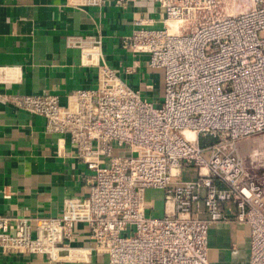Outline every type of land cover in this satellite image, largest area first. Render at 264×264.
<instances>
[{"label":"built area","instance_id":"1","mask_svg":"<svg viewBox=\"0 0 264 264\" xmlns=\"http://www.w3.org/2000/svg\"><path fill=\"white\" fill-rule=\"evenodd\" d=\"M153 1L163 26L138 20L122 46L163 70L160 103L116 72L100 38H69L81 66L96 70L97 86L72 91L65 104L57 94L0 90V105L45 117V131L67 135L92 171L88 193L66 198L60 215L0 213V254L59 264L95 254L108 264H211L212 225L236 222L250 230L248 264H264V0ZM189 169L195 177L185 176ZM148 191L163 193L161 211ZM78 224L92 245L79 243Z\"/></svg>","mask_w":264,"mask_h":264},{"label":"crops","instance_id":"2","mask_svg":"<svg viewBox=\"0 0 264 264\" xmlns=\"http://www.w3.org/2000/svg\"><path fill=\"white\" fill-rule=\"evenodd\" d=\"M164 12L153 0L123 6L104 0L101 6L76 7L67 0H0V90L52 93L65 104L80 88L97 86L95 69L81 66V50L71 37L101 39L106 61L143 98L160 103L164 73L148 65V56L134 55L122 46L136 22L161 28ZM46 119L11 105H0V213L60 215L66 198L88 193L92 171L76 157L68 136L45 131ZM9 195V197H6ZM78 241L92 245L84 224ZM250 230L242 223L213 224L209 233L211 264H248ZM0 264H59L39 255L0 254ZM108 264L105 254L88 262Z\"/></svg>","mask_w":264,"mask_h":264},{"label":"rangeland","instance_id":"3","mask_svg":"<svg viewBox=\"0 0 264 264\" xmlns=\"http://www.w3.org/2000/svg\"><path fill=\"white\" fill-rule=\"evenodd\" d=\"M163 71V70H162ZM164 73V72H163ZM258 139H263V136H258L257 137ZM245 139V138H244ZM252 140L250 139H247V140H244L242 143H241V146H246L249 142H251ZM191 170V171H190ZM189 172L191 173H188L185 172V176L186 177H195L196 176V172L193 170V169H189ZM148 194L151 195L150 198H155V200L157 199L158 200V206H159V211L162 210V206H163V193L161 191H156V192H152V191H148ZM158 212V211H157ZM157 212L154 211L152 213L153 216L157 215Z\"/></svg>","mask_w":264,"mask_h":264},{"label":"bare ground","instance_id":"4","mask_svg":"<svg viewBox=\"0 0 264 264\" xmlns=\"http://www.w3.org/2000/svg\"><path fill=\"white\" fill-rule=\"evenodd\" d=\"M187 135H188L189 137L193 136V134H192L191 132H187Z\"/></svg>","mask_w":264,"mask_h":264}]
</instances>
